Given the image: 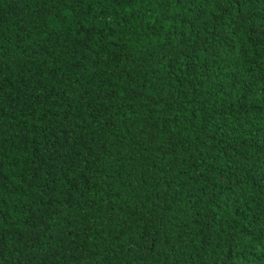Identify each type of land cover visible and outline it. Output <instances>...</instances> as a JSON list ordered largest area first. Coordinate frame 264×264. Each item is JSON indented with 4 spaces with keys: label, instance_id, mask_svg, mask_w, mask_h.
<instances>
[{
    "label": "trees",
    "instance_id": "obj_1",
    "mask_svg": "<svg viewBox=\"0 0 264 264\" xmlns=\"http://www.w3.org/2000/svg\"><path fill=\"white\" fill-rule=\"evenodd\" d=\"M0 264H264V0H0Z\"/></svg>",
    "mask_w": 264,
    "mask_h": 264
}]
</instances>
